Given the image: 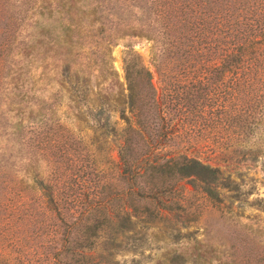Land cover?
<instances>
[{
	"label": "trees",
	"instance_id": "1",
	"mask_svg": "<svg viewBox=\"0 0 264 264\" xmlns=\"http://www.w3.org/2000/svg\"><path fill=\"white\" fill-rule=\"evenodd\" d=\"M45 1L65 35L85 19L109 31L99 44L100 67L127 107L122 142L114 160L59 120L25 128L29 116L16 118V163L5 153L0 160V263L16 264V256L18 264H101L94 250L102 233L108 254L133 216L183 207L176 197L183 179L216 195L221 170L199 155L259 152L253 139L264 128V0ZM13 24L0 15V53ZM127 36L151 42L158 79L155 85L130 43L123 95L111 47ZM32 48L26 42L16 53L26 58Z\"/></svg>",
	"mask_w": 264,
	"mask_h": 264
},
{
	"label": "rangeland",
	"instance_id": "2",
	"mask_svg": "<svg viewBox=\"0 0 264 264\" xmlns=\"http://www.w3.org/2000/svg\"><path fill=\"white\" fill-rule=\"evenodd\" d=\"M39 1L38 5V0H0V15L15 23L11 42L0 53V160L5 153L16 163L13 122L21 114L29 116L25 128L41 120H59L99 146V154L117 160L124 125L120 111L127 107L115 100L111 74L100 67L99 44L109 31L101 33L99 23L85 19L82 28L65 35L61 18L49 15L46 1ZM26 42L33 48L25 58L16 52ZM130 43L155 85L158 79L151 42L124 37L111 47V64L123 95V57ZM67 62L71 69L65 67ZM20 89L24 93L18 94ZM254 138L259 143L256 154L199 155L221 170L216 195H207L199 181L185 178L176 193L183 207L162 209L153 218L133 216L132 228L115 234L108 254L102 233L94 250L97 256L101 253L100 263L264 264V128ZM2 214L0 206V223ZM12 261L18 264L16 256Z\"/></svg>",
	"mask_w": 264,
	"mask_h": 264
}]
</instances>
